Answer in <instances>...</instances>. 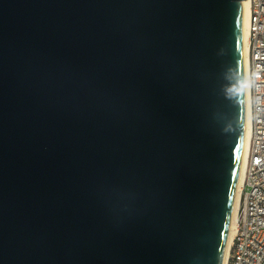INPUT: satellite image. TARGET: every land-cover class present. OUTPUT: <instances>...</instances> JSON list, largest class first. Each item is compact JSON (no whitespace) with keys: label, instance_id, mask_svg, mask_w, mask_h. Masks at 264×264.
<instances>
[{"label":"water","instance_id":"water-1","mask_svg":"<svg viewBox=\"0 0 264 264\" xmlns=\"http://www.w3.org/2000/svg\"><path fill=\"white\" fill-rule=\"evenodd\" d=\"M242 2L0 0V264H223Z\"/></svg>","mask_w":264,"mask_h":264},{"label":"built area","instance_id":"built-area-1","mask_svg":"<svg viewBox=\"0 0 264 264\" xmlns=\"http://www.w3.org/2000/svg\"><path fill=\"white\" fill-rule=\"evenodd\" d=\"M250 137L226 264H264V0H249Z\"/></svg>","mask_w":264,"mask_h":264},{"label":"bare ground","instance_id":"bare-ground-1","mask_svg":"<svg viewBox=\"0 0 264 264\" xmlns=\"http://www.w3.org/2000/svg\"><path fill=\"white\" fill-rule=\"evenodd\" d=\"M249 0H243L242 2V34H243V56H244V82H245V128H244V141L243 152L239 168L237 189L235 193L233 212L228 232L227 245L224 254L223 264H226V257L230 244L232 243L235 228H236V213L239 204L240 192L243 187L245 177V164L247 156V148L250 137V113H251V98H250V79H249V64H248V36H249V17L250 11L248 6Z\"/></svg>","mask_w":264,"mask_h":264}]
</instances>
